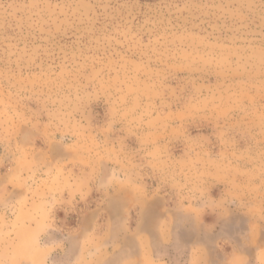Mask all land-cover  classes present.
Wrapping results in <instances>:
<instances>
[{
    "label": "clouds",
    "instance_id": "clouds-1",
    "mask_svg": "<svg viewBox=\"0 0 264 264\" xmlns=\"http://www.w3.org/2000/svg\"><path fill=\"white\" fill-rule=\"evenodd\" d=\"M0 264H264V0H0Z\"/></svg>",
    "mask_w": 264,
    "mask_h": 264
}]
</instances>
